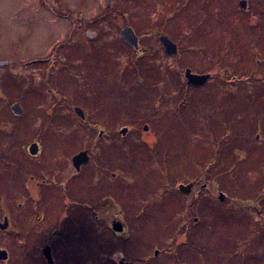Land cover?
I'll return each instance as SVG.
<instances>
[{"label": "rangeland", "instance_id": "obj_1", "mask_svg": "<svg viewBox=\"0 0 264 264\" xmlns=\"http://www.w3.org/2000/svg\"><path fill=\"white\" fill-rule=\"evenodd\" d=\"M61 1L103 39L74 38L71 72L58 74L48 59L16 62L48 58L65 38L66 20L41 6L57 0H0V60L9 62L0 67V223L6 211L16 227L0 232V249L10 262L46 264L48 245L55 264H264V0H246L244 10L240 0ZM12 6L22 22L9 23ZM124 25L140 35L147 25L150 61L130 64ZM157 34L176 44L175 56L163 55ZM185 69L211 79L187 88ZM18 102L16 117L9 106ZM73 106L112 136L98 139ZM37 141L44 151L31 158ZM90 147L82 175L69 179L73 206L64 213L58 192L35 183L50 181L56 152L69 168V157ZM40 192L50 196L41 209L19 210L17 199ZM113 218L124 232L112 231Z\"/></svg>", "mask_w": 264, "mask_h": 264}, {"label": "flooded vegetation", "instance_id": "obj_2", "mask_svg": "<svg viewBox=\"0 0 264 264\" xmlns=\"http://www.w3.org/2000/svg\"><path fill=\"white\" fill-rule=\"evenodd\" d=\"M111 1L112 0H106L107 8H110L111 7ZM241 1H243V0H240L239 3ZM244 1L246 2V6H247V1L246 0H244ZM52 3L53 2H47V3L43 4V5L41 3V6L43 8H46L49 11V13L52 14L53 16H55L56 18L66 20L65 22L68 24V27L69 28H68L67 33H64L65 36L63 35L65 38L59 39V41L56 40V42L52 45V50H51L52 52L50 53V56L48 58H44L42 56H38V57H35L34 56L32 58H28L27 60H23L22 62H19V60H16V62L19 63V64H22L23 68H27L28 65H33V64L38 65L39 63H45V61L48 59L47 61L49 62V64L51 63L50 69L55 70L56 73L60 74L61 70H64L65 72H71L70 68H71L72 64H70V59L72 57V51L70 50V52H69V50L67 48H70L72 44L74 46H77V47H79V45H80L79 42L72 41V40H75V39L81 40V35L83 33L85 34L86 37H88V39H91V40L92 39H96V42L101 41L103 38H102V35H100V33L97 30H95V31H92V30L91 31H88V28L86 27V22L87 21L83 17L84 14H83L82 10L80 11L75 6H71L70 7L69 6L70 4L67 5V4L63 3L61 0H57V2H56L57 5L56 6L53 5ZM239 3H238V5H239ZM63 7L64 8L65 7H69L68 8L69 9V12H66L63 9ZM245 8H243V9L240 8V9L241 10H244ZM11 9L12 10L9 12V19H8L9 20V23L10 24H15L16 21H21L20 18H19L21 11L19 9H17L16 6H12ZM100 18H101V14H99L98 16H96L92 20L93 21V24L92 25H94V26H97V24L99 25V22H101ZM126 28H131L132 31H133L134 37H136V39H137L136 46L135 47L133 45H131L130 43H128L126 41V38L123 37V35H122V32H124V30ZM1 32L2 31L0 30V33ZM118 35L120 37V40L122 42V45L124 47L128 48V50L130 52V57H129L130 64L132 63L135 66L136 65V62H138L139 59H143V56H146V58H148V60L150 61V58H149V47H148V36H147V25H146V31L142 35L137 34L135 32V30L131 26H127V25H124V27L118 31ZM157 36H158V40H159L160 46H162V44L160 42V38L163 37V36L169 37V36L164 35V34H157ZM19 38H20V35H16L15 37H11L10 39H6V40L13 42V41H18ZM169 39L176 46V44L171 40L170 37H169ZM76 42H77V44H76ZM162 49H163V55L165 57H168V56H166L164 54V46H162ZM72 50H73V48H72ZM177 52H178V47H177ZM177 52H176V54H177ZM87 54H89V53H87ZM175 55H173V56H175ZM169 57H172V56H169ZM149 61H148V63H149V68H150V62ZM10 62H12V61H10ZM16 62H14V63H16ZM258 62H259V60H256V63H258ZM55 63H56V65L53 66V64H55ZM8 64H9V62L7 60H0V67L1 68H6V66ZM190 71L192 72V70H190ZM192 73L193 74H196V75L209 74V73L197 74V73H194V72H192ZM183 75H184V72H183ZM183 75H182V77L184 78ZM185 86H186V79H185ZM202 87L203 86H201V87H196L195 86V87H187V88L192 89V88H202ZM60 95L62 96V94H60ZM60 95L57 96L56 98L58 99V101L62 102L63 100H65V98L61 97ZM182 104H184V102H182ZM182 104H181V106H182ZM13 105H17V106H19L21 108V111H20L21 113L19 115H15L14 114V112L12 110V106ZM9 107H10V110L12 111V113H13L14 116L19 117L22 114L23 108L21 107V105L19 104V102L18 103H12ZM75 108L80 109V111L82 112V115H83L84 119H81L79 117V115H77V113L75 111ZM71 110L74 113V115H77V117L80 119L81 122L84 123V121H85L86 124L89 127L94 128L95 131L97 130L98 139H101L103 137H106V138L108 137L109 138V137L112 136V133L111 132H107V130L103 131L102 129L98 128L97 126L96 127L95 126L92 127L90 125L89 121H87V115H85V112L79 106H73V109H71ZM51 112H53V111L51 110ZM44 117H46V119H48L46 114H45ZM48 117H50V115ZM52 117H53V114H52ZM8 122L5 125H10L11 122L10 123H8ZM145 127L147 128V130H144ZM123 129L125 130V133H126L127 132V129L126 128H122L118 132L120 133V131L123 130ZM143 131H146L147 132L148 131V126L145 125L143 127ZM108 134H110V135L108 136ZM38 142L39 141H37V143L36 142H32L28 146V148H27L28 154H29V156L31 158L32 157H36L37 158V156L39 157L40 154H42V152L44 151V149H41L40 148ZM33 144L36 145V149H35L36 150V153L35 154H31L30 153V150H29V148ZM90 150H93V148L90 147V148H87L86 150H80V151H78V152L75 153V155H77V154H79L81 152H85L86 153V157L88 158V161L85 164H81V165L75 166L74 163H73V158L75 157V155H72L71 157H69V159H70L69 168H68V165L66 164V162L63 163V159L64 158L62 159L61 158L62 157L61 156V153H59L61 151L56 152V153H58V155H55V157H56V159L58 161L54 162L53 165L51 164V167L52 168L46 170V171H48L47 173H48V175L50 177V181L49 182H46V180L43 179V180H40L39 182H36L35 183L36 189H41L42 190L44 188H48V189L56 190L58 192L57 194H55L56 196L55 195H53V196H55L56 198H58L61 201V204H62L61 211L64 212V213H65V211L67 213V210L69 211L71 209V207L73 206V204L70 202L72 200L70 198V193L68 192L69 179L70 178L71 179H75L76 177H79L80 175H82L81 174V172L83 171L82 169L91 160L90 155H89V151ZM5 155H6L5 152H3V151L0 152V156H2L1 159H4L3 157ZM43 157L46 160H48V161L49 160L52 161V158H49V157H46V156H42L41 157V160H42ZM40 175L41 174H39V176ZM29 178H30L31 181H33V179L37 178V173L34 172L32 174V176H30ZM51 182H53V183H51ZM191 184H192V186H191L192 187L191 190H192L195 186H194V183H191ZM180 185H182V184H180ZM207 186L208 185H206V186L205 185H202L200 187V189L196 192V195L199 194L200 192L202 193L203 192L202 191L203 189H205V188L208 189L209 186L208 187ZM178 189H179V187H178ZM191 190H190V192H191ZM40 193H41L40 196H37V195L36 196L35 195H33V196L28 195V196H23L22 198L17 199L16 201H17V205H18L19 210H21V209L24 208L26 210H29L30 211V214H31V213L36 212L38 209H41V207H43V205L47 203V198H49L50 196L47 195V194H44V192H40ZM189 193H186V194H189ZM181 194H184V193H181ZM186 194H184V195H186ZM113 204H114L115 207H117V205L115 203H113ZM43 209H45V208H43ZM43 213L45 215V212L44 211H43ZM69 216H71V215L69 214ZM2 217L3 218H2V222L0 223V226H2L3 223H5V225H6L5 227L6 228L5 229H2V230L0 228V232H5L6 235L8 233L10 234V230L13 231V228L15 229L16 227L11 222L10 216H8L6 214V211H5V214ZM42 218H43V216H39L37 218V221L38 222L41 221ZM68 218H69L68 215L67 214L66 215L64 214L60 220L57 219V222H56L57 225H59V223L61 224L63 222H66ZM114 221H119L120 222L119 219H114L113 218L109 222L110 225H112V222H114ZM122 224H123V230H122V232H124L126 230V225H125L124 222H122ZM17 232L18 231H16V233ZM24 246H22V247L24 248ZM46 247H49V246L46 245ZM49 249H50V256L52 258V250H51V247H49ZM0 250H4L6 252V255H7V257H6L5 260L0 261V264H9V262L13 259L12 252H10L9 249H6V247H4L3 249H0ZM43 250L41 252L42 253L43 261L45 260L46 264H48V261H46V258H44ZM10 264H12V263L10 262ZM52 264H55L53 258H52ZM122 264H125V262L123 261Z\"/></svg>", "mask_w": 264, "mask_h": 264}, {"label": "water", "instance_id": "obj_3", "mask_svg": "<svg viewBox=\"0 0 264 264\" xmlns=\"http://www.w3.org/2000/svg\"><path fill=\"white\" fill-rule=\"evenodd\" d=\"M239 7L241 9L245 8L246 7V2L243 0L239 3ZM122 35L123 37L126 38V41L128 43H130L131 45H133L134 47L136 46V37H134L133 35V31L131 28H126L124 30V32H122ZM160 42L162 44V46H164V54L166 56H173L176 54L177 52V46H175L169 39V37H161L160 38ZM184 78L186 79V86L187 87H201L203 86L204 84H206L208 82V80L211 78L209 74H202V75H196V74H193L189 69H186L184 71ZM12 110L14 112L15 115H19L21 112V108L17 105H13L12 106ZM75 111L77 113V115H79V117L81 119H84L83 115H82V112L80 111V109L78 108H75ZM144 130H147V128L145 127ZM121 134H124L125 133V130H121L120 131ZM36 145H31V147L29 148L30 150V153L31 154H35L36 153ZM88 161V158L86 157V153L85 152H81L77 155H75V157L73 158V163L75 166H78V165H81V164H85L86 162ZM192 184L189 183L185 186L183 185H179V191L181 193H189L190 190H191V187ZM5 223L2 224V226H0L1 230L2 229H5ZM111 229L114 233H118L120 234L123 230V224L122 222H119V221H114L112 222V225H111ZM43 254H44V258H46V261H48V264H52V258L50 256V249L49 247H46L44 250H43ZM7 257L6 255V252L4 250H0V261H3L5 260Z\"/></svg>", "mask_w": 264, "mask_h": 264}, {"label": "trees", "instance_id": "obj_4", "mask_svg": "<svg viewBox=\"0 0 264 264\" xmlns=\"http://www.w3.org/2000/svg\"><path fill=\"white\" fill-rule=\"evenodd\" d=\"M218 58H219V57H218ZM219 59H220V58H219ZM227 67H228V66H226V67H225V70H228V69H230V68H227Z\"/></svg>", "mask_w": 264, "mask_h": 264}]
</instances>
